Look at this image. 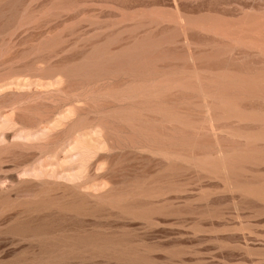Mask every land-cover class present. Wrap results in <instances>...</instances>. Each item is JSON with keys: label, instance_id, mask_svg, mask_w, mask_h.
<instances>
[{"label": "rangeland", "instance_id": "1", "mask_svg": "<svg viewBox=\"0 0 264 264\" xmlns=\"http://www.w3.org/2000/svg\"><path fill=\"white\" fill-rule=\"evenodd\" d=\"M0 264H264V0H0Z\"/></svg>", "mask_w": 264, "mask_h": 264}, {"label": "bare ground", "instance_id": "2", "mask_svg": "<svg viewBox=\"0 0 264 264\" xmlns=\"http://www.w3.org/2000/svg\"><path fill=\"white\" fill-rule=\"evenodd\" d=\"M14 42V41H13ZM14 47V46H13ZM15 61V60H14Z\"/></svg>", "mask_w": 264, "mask_h": 264}]
</instances>
